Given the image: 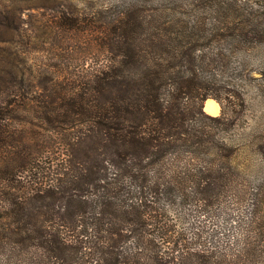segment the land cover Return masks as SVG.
<instances>
[{"label": "trees", "instance_id": "1", "mask_svg": "<svg viewBox=\"0 0 264 264\" xmlns=\"http://www.w3.org/2000/svg\"><path fill=\"white\" fill-rule=\"evenodd\" d=\"M248 1L2 0L12 264H264V100L251 111L248 91L264 18ZM219 214L223 230L203 224Z\"/></svg>", "mask_w": 264, "mask_h": 264}, {"label": "rangeland", "instance_id": "2", "mask_svg": "<svg viewBox=\"0 0 264 264\" xmlns=\"http://www.w3.org/2000/svg\"><path fill=\"white\" fill-rule=\"evenodd\" d=\"M56 1L60 2V7L74 6L80 10H86L87 11L90 8V6L93 4V2H95V1L104 2L107 0H56ZM112 1H116V0H112ZM0 4H3L2 0H0ZM249 4L250 5L253 4L252 5L253 8L256 9V11L253 12L254 16H256L258 18H264V0H249L248 5ZM30 11H32L31 13L35 12L34 9H32ZM46 15H47V12L43 17H41V16L37 17L36 16L34 18H36V20L38 22L39 20L42 21L44 19V17H46ZM25 16H27V15H25ZM48 56H49V54H48ZM32 57L37 63H43V62L50 63V62H52L51 60L45 58L39 52H37V53L33 52ZM256 57L257 58L264 57V50H261L258 54H256ZM256 62H258V61H256ZM87 63H90V59H87ZM263 78L259 80V82H262L259 85V89L255 88L254 85H251L250 87H248L249 96H250V102L249 103H250V110L251 111L256 110L259 106L258 104H260V101L264 100V98H263V96H264ZM260 93H261V96L259 97L258 95ZM207 98H212L218 102V104H219L218 113H219L220 112V105H221L220 101H218L217 99H215L211 96H208ZM203 102H204V100H203ZM203 102H202V110L204 111V109H203L204 103ZM207 114H209V113H207ZM210 115H212V114H210ZM214 115H216V114H214ZM49 135H50V136H48L49 137V144L52 142L51 143L52 153L49 156L44 157V161L45 160H57V157H58L59 151H60L57 148L58 147L57 141H58L59 135H56L54 133L49 134ZM224 220H225V216L223 214H219V215H216L213 219L205 217L203 224L205 226L211 227L215 230H217L216 228H220L221 230H223L224 229L223 227L225 225ZM215 225H217V226H215ZM227 226H229V224H227ZM10 255L15 257V252L12 254L11 244H5L3 247L0 246V262H1L0 264H3L4 263L3 261H8V262H11V264H12V262L14 260L12 261L13 258H9ZM8 264H10V263H8Z\"/></svg>", "mask_w": 264, "mask_h": 264}, {"label": "bare ground", "instance_id": "3", "mask_svg": "<svg viewBox=\"0 0 264 264\" xmlns=\"http://www.w3.org/2000/svg\"><path fill=\"white\" fill-rule=\"evenodd\" d=\"M203 109L206 113L214 115L219 111V104L212 98H206V100L204 101Z\"/></svg>", "mask_w": 264, "mask_h": 264}, {"label": "water", "instance_id": "4", "mask_svg": "<svg viewBox=\"0 0 264 264\" xmlns=\"http://www.w3.org/2000/svg\"><path fill=\"white\" fill-rule=\"evenodd\" d=\"M206 100V98L204 99V101ZM204 103V102H203Z\"/></svg>", "mask_w": 264, "mask_h": 264}]
</instances>
